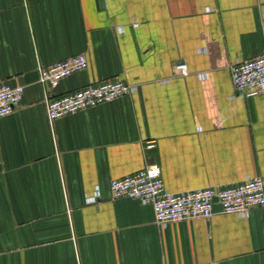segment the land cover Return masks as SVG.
Masks as SVG:
<instances>
[{"label": "crops", "instance_id": "0c3cea01", "mask_svg": "<svg viewBox=\"0 0 264 264\" xmlns=\"http://www.w3.org/2000/svg\"><path fill=\"white\" fill-rule=\"evenodd\" d=\"M79 54L85 71L39 84ZM262 55L264 0H0V83L25 88L0 119V264H264L262 209L163 228L109 190L154 165L173 193L264 179V94L230 72ZM111 79L139 91L49 123L46 97Z\"/></svg>", "mask_w": 264, "mask_h": 264}, {"label": "built area", "instance_id": "2783aa9c", "mask_svg": "<svg viewBox=\"0 0 264 264\" xmlns=\"http://www.w3.org/2000/svg\"><path fill=\"white\" fill-rule=\"evenodd\" d=\"M122 31V28H119ZM88 60L84 54L68 57L50 66H38L39 84L49 83L56 89L61 81L75 73L85 71ZM174 75H188L186 63H177ZM231 81L237 94L245 96L264 94V55L250 60H237L230 69ZM202 77L206 74L199 75ZM139 87L125 80L111 79L98 84L60 95L45 98L49 123L69 115L95 109L103 104L112 103L122 97L138 93ZM25 88L0 83V119L15 112L23 100ZM112 200L129 198L144 205L152 206L157 225L194 219L210 220L218 213L237 214L249 218L255 209L264 211V179L260 176L248 178L241 185L225 188H200L178 193L166 189L159 166H148L134 174L113 179L109 186ZM99 189L87 199L95 204L100 199ZM219 207V210H215Z\"/></svg>", "mask_w": 264, "mask_h": 264}, {"label": "water", "instance_id": "95a60500", "mask_svg": "<svg viewBox=\"0 0 264 264\" xmlns=\"http://www.w3.org/2000/svg\"><path fill=\"white\" fill-rule=\"evenodd\" d=\"M46 85L47 86H50V84L49 83H46ZM220 208L219 207H216V209L215 210H219Z\"/></svg>", "mask_w": 264, "mask_h": 264}]
</instances>
